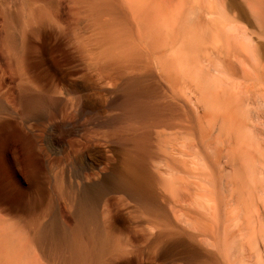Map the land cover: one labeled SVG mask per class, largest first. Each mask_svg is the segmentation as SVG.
Returning <instances> with one entry per match:
<instances>
[{
    "label": "bare ground",
    "instance_id": "1",
    "mask_svg": "<svg viewBox=\"0 0 264 264\" xmlns=\"http://www.w3.org/2000/svg\"><path fill=\"white\" fill-rule=\"evenodd\" d=\"M0 264H264V0H0Z\"/></svg>",
    "mask_w": 264,
    "mask_h": 264
},
{
    "label": "rangeland",
    "instance_id": "2",
    "mask_svg": "<svg viewBox=\"0 0 264 264\" xmlns=\"http://www.w3.org/2000/svg\"><path fill=\"white\" fill-rule=\"evenodd\" d=\"M96 100V101H95ZM99 100H101L100 98H97V99H93V102H94V105H93V107H94V111L92 112V113H84L83 114V116L81 117H79L78 119H77V122H78V124H82V125H84V124H86V125H91L90 127H92V122L94 123L95 121H93V119L95 118V117H97V118H100V117H105L106 115H111V114H114V113H109L108 112V109H107V107H106V104H105V102L104 101H99ZM106 107V108H105ZM96 115V116H95ZM95 116V117H94ZM91 121V122H90ZM88 125V126H89ZM61 163V164H60ZM58 165L59 166H57V169L55 170L54 169V171H55V173L57 174V177H58V179H60L61 181H60V183H62L61 185L63 186V187H65V184H69L70 183V181L72 180V176H71V174L69 173L68 174V171L66 170V169H64L65 167H66V164H65V162H63V161H61ZM64 165V166H63ZM75 167V166H74ZM64 169V170H63ZM67 172V173H66ZM45 174H49L48 175V177H47V175H45V177H47V179L48 180H50V187L52 188H50V187H48V190H47V192L48 193H50L51 194V196H53L52 198L54 199H52L51 198V196H50V201L52 202V200L53 201H55L56 200V202L54 203V204H45L46 203V201H45V203L44 204H42V206H41V208H43V209H52L53 211H55V212H57V214L58 213H65V214H67V215H69V212H70V209H69V204H68V202H67V200H66V198H65V193L63 192V187H60V184H59V186L58 185H54V182H53V180L51 179V174L49 173V171H45ZM50 176V177H49ZM58 186V187H57ZM51 190V191H50ZM50 191V192H49ZM64 197H63V196ZM55 196V197H54ZM49 197V195L47 194V198ZM46 198V199H47ZM50 202V203H51ZM59 202V203H58ZM105 205L106 204H100V206H99V222L101 223V225H103L104 224V220H105V215H104V210H105ZM47 212V211H46ZM118 227H119V225H118ZM122 235H120V234H118L117 232H114V236L112 237L113 239H112V242H113V244H117L118 243V239L117 238H119V237H121Z\"/></svg>",
    "mask_w": 264,
    "mask_h": 264
}]
</instances>
